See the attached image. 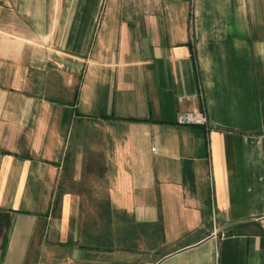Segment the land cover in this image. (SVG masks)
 I'll use <instances>...</instances> for the list:
<instances>
[{
    "label": "crops",
    "instance_id": "0c3cea01",
    "mask_svg": "<svg viewBox=\"0 0 264 264\" xmlns=\"http://www.w3.org/2000/svg\"><path fill=\"white\" fill-rule=\"evenodd\" d=\"M0 264H264V0H0Z\"/></svg>",
    "mask_w": 264,
    "mask_h": 264
},
{
    "label": "built area",
    "instance_id": "2783aa9c",
    "mask_svg": "<svg viewBox=\"0 0 264 264\" xmlns=\"http://www.w3.org/2000/svg\"><path fill=\"white\" fill-rule=\"evenodd\" d=\"M176 123L185 126H203L209 129L205 111L181 112L176 115Z\"/></svg>",
    "mask_w": 264,
    "mask_h": 264
}]
</instances>
